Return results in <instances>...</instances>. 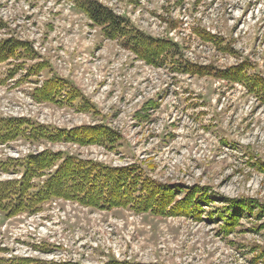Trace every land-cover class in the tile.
I'll return each instance as SVG.
<instances>
[{"label": "rangeland", "instance_id": "1", "mask_svg": "<svg viewBox=\"0 0 264 264\" xmlns=\"http://www.w3.org/2000/svg\"><path fill=\"white\" fill-rule=\"evenodd\" d=\"M97 1L145 34L173 40L196 65L226 70L248 62L250 73L264 78V0ZM0 25V39L28 42L37 54L33 62L48 67L28 78L25 70L11 73L21 62L1 65L0 116L67 130L105 125L120 135L111 148L18 140L0 147V161L50 150L111 167L137 164L163 185L206 189L216 200L206 212L217 213L196 222L64 200L35 214L0 212V264H264V229L258 228L264 217L244 213L230 236L217 218L226 199L264 206V104L237 84L146 65L105 39L76 0H0ZM198 30L228 44L230 53L203 42ZM54 76L72 83L94 108L36 103L34 89ZM15 178L0 172V181Z\"/></svg>", "mask_w": 264, "mask_h": 264}, {"label": "trees", "instance_id": "2", "mask_svg": "<svg viewBox=\"0 0 264 264\" xmlns=\"http://www.w3.org/2000/svg\"><path fill=\"white\" fill-rule=\"evenodd\" d=\"M76 6L101 29L102 36L116 41L146 65L169 69L172 73L197 77H213L237 84L249 96L264 104V78L250 73L253 67L241 63L226 70L211 65L200 66L185 59L182 48L170 39L154 38L138 30L127 18L116 15L97 0H76ZM3 25H0V27ZM195 34L205 43L215 45L218 50L230 53L228 44L206 31ZM36 53L26 41L10 37L0 39V67L6 63L21 62L12 74L25 70L26 77H38L47 70L46 63L33 62ZM33 62L28 69L25 63ZM10 76V75H9ZM38 104H59L79 107L86 112L91 110L80 91L72 83L51 77L37 86L32 93ZM147 106V105H146ZM144 106V108H146ZM94 108V106L92 107ZM94 111L96 109H93ZM96 112V111H95ZM146 117L143 110L140 118ZM120 135L105 125L83 126L74 129H60L34 122L28 118H6L0 116V146L23 140L29 144H73L78 146L113 147ZM264 171V167L262 168ZM0 172L14 175L15 179L0 181V212L11 218L20 214H35L49 202L64 200L84 208L112 211L128 209L136 214H150L155 217H185L199 222L206 218L211 221L216 212H206L216 201L215 195L201 187L180 188L168 186L151 179L149 173L140 165L111 167L96 161L79 159L64 152L46 150L23 159L0 161ZM184 192V197L180 195ZM258 211V213H255ZM264 217V206L249 198L226 199L221 218V233L230 236L241 227L243 214ZM256 214V215H255ZM204 216L206 218L202 219ZM259 230L264 229V223ZM3 264H57L31 259L2 261ZM75 264V263H59ZM104 264H138L111 259ZM140 264V263H139Z\"/></svg>", "mask_w": 264, "mask_h": 264}]
</instances>
